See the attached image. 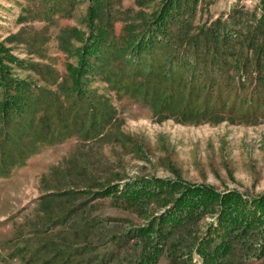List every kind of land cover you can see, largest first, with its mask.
Wrapping results in <instances>:
<instances>
[{
    "label": "rangeland",
    "instance_id": "rangeland-1",
    "mask_svg": "<svg viewBox=\"0 0 264 264\" xmlns=\"http://www.w3.org/2000/svg\"><path fill=\"white\" fill-rule=\"evenodd\" d=\"M97 1L0 0V111L23 100L9 77L33 92L25 114L0 112V264H217L214 244L240 231L227 232L231 199L264 196V86L174 57L168 42L140 55L103 45L77 74ZM168 5L120 0L118 47ZM261 10L200 0L195 25L225 20L234 41ZM188 188L193 214L177 203ZM232 248L221 264H264L258 245Z\"/></svg>",
    "mask_w": 264,
    "mask_h": 264
},
{
    "label": "trees",
    "instance_id": "trees-1",
    "mask_svg": "<svg viewBox=\"0 0 264 264\" xmlns=\"http://www.w3.org/2000/svg\"><path fill=\"white\" fill-rule=\"evenodd\" d=\"M113 1L114 3L112 0L97 1L96 6L98 9L94 11L96 18L101 20V22L95 27H91L86 36L92 44H89V46L86 44L85 50L84 48L82 49V53L86 55V58L81 59L77 74L89 68V61L86 59L90 56L96 57V55L98 57V52L103 45L111 47L114 51L123 49L132 55H140L145 52L151 53L153 48L161 47L165 42H168L169 49L177 51L173 52L174 57H177L179 53H182V56H194L192 60L194 65L203 63L204 66H208L209 69L214 71H223L224 67L228 66L229 68L240 69L237 72L254 73L253 83L264 86V0H260L261 14L256 23H254L252 30L234 41L231 39L236 37L237 34L231 30L230 26L226 25L227 21L225 20L222 21L220 18H216L210 21L206 19L200 26L195 25V15L200 0H165V5L169 4L166 13L160 19L159 15L152 17V20L146 24L147 26L145 25L146 27L136 36L134 43L133 41L129 42V40L126 42V36H124L120 48L115 41L117 37L113 30L117 10L121 11L117 9L120 7V0ZM235 15L239 21L243 20L242 13H235ZM128 28L130 29L131 26L129 25ZM124 31H126L125 26ZM240 49L246 50V56L242 57L239 54ZM191 67L194 68L193 65ZM0 70L5 71L3 66H0ZM241 80L242 77L239 81ZM78 81V78H76L75 83L79 88ZM232 81H236V79L233 77ZM8 82L12 89H20L22 91L20 96L23 98L21 101L19 96H7L4 100V105H2L0 111L2 119L11 120L15 115L25 114L24 104L28 103L29 96H32L33 92H29L30 94H27V96L24 95L26 89L30 88V82L12 77L8 78ZM194 191L196 189L188 188L182 196L185 198L179 196L177 199L179 207L183 206L182 208L186 209L188 213L191 211L192 214L194 212L192 206L189 207V205H193V202L191 203L190 201L189 204H184V201ZM231 200H234L235 205H233L231 210L233 216L229 220L227 232H234L240 227L239 235L231 238L233 240L232 243L231 240L228 239L226 241L222 236L216 243L214 242L216 239H211L208 243L209 247L212 243H215L212 253L208 255V259L207 256L203 255L205 259L211 262L214 261L217 264H221L222 260L231 251L229 248L234 250L232 248L234 246L235 248L247 249L258 245L261 250L264 248V196H259L253 200L235 196ZM197 204L200 203L197 202ZM219 214H221V217L223 216L222 210H220ZM234 226L236 229H234ZM255 234L257 235L255 239L244 238L245 235L250 237ZM147 253L148 251L145 250L143 256L139 258L145 257ZM261 253H264V250L255 255L261 256ZM242 254H247V251ZM151 255L154 256L155 253L152 251Z\"/></svg>",
    "mask_w": 264,
    "mask_h": 264
}]
</instances>
